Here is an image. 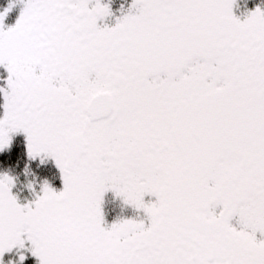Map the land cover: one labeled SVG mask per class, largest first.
<instances>
[{"label":"snow or ice","instance_id":"6c2138e0","mask_svg":"<svg viewBox=\"0 0 264 264\" xmlns=\"http://www.w3.org/2000/svg\"><path fill=\"white\" fill-rule=\"evenodd\" d=\"M234 2L134 0L113 28L100 0H27L8 31L0 13V150L23 130L64 180L33 206L0 177V261L26 235L40 264H264V9ZM109 189L150 226L104 228Z\"/></svg>","mask_w":264,"mask_h":264},{"label":"flooded vegetation","instance_id":"af4514ba","mask_svg":"<svg viewBox=\"0 0 264 264\" xmlns=\"http://www.w3.org/2000/svg\"><path fill=\"white\" fill-rule=\"evenodd\" d=\"M93 2L96 3V0H90L89 7ZM100 2L104 5H107L111 12L110 15L98 20V26L101 28L104 27L113 28L118 23H120L125 16L129 14H134V15L139 14V8L138 7L133 8L134 0H101ZM26 4H27V0H0V13L7 12L3 20V29H2L3 31H8L9 29L16 26L24 8L26 7ZM258 7L264 9V0H235L233 4V14L241 22H243L248 18L251 12L255 11ZM3 71H4L3 73H0V91L2 94V105L0 107V115L5 116V111H6L4 107L6 104L5 93L11 92V89L8 85V79L11 74L9 73L7 68L4 69ZM25 134L27 136V133ZM20 142H21V146H19L17 150H12L14 152H13L12 160H10V163L14 164L16 167L17 166L19 167L23 163L22 160H25L27 161V163H30V166L32 167L38 166L39 173L43 174L46 161L42 160L41 158L42 153L35 157L30 156L28 149V138H21ZM1 155H2L0 156L1 162L9 163L8 160L9 155L7 156V160H5L6 156H3L6 155V153ZM55 170L57 171L58 174H63L61 169L58 167V165H55ZM37 183H38L37 184L38 189H41L39 194H37V198H39L44 194L43 178H38ZM108 191H111V189H109ZM107 193L108 192L104 193L101 202V210L104 221L103 224L109 221H112L113 224L120 223L122 220L126 218V212L128 211V209H125L124 207L130 204L126 203L125 198L122 195H117L115 191H114L115 194L112 197H108ZM149 199L153 203L157 200V197L152 195V197H149ZM115 204L118 207V215H117L118 219L116 221L113 218L114 215H111L109 213V209L112 208L113 205ZM32 205L34 206V204ZM219 211H221V208L216 209L217 214L219 213ZM143 222L145 225L148 226H150L151 224V221L148 216L143 220ZM231 223L233 224L234 227H237L238 229L241 227V225L238 223V217L234 218ZM256 235L258 240L264 239V235H262L261 233H257ZM14 248L19 250L18 246ZM14 248L11 251L6 252L7 254H9V257H11L12 254L10 253L14 251ZM31 249L30 247H28V249L24 252L25 255H23L25 257V260L21 262H17L16 264H40L39 258L33 255ZM4 255L3 258H5ZM7 264H9V262H7Z\"/></svg>","mask_w":264,"mask_h":264},{"label":"rangeland","instance_id":"374dc122","mask_svg":"<svg viewBox=\"0 0 264 264\" xmlns=\"http://www.w3.org/2000/svg\"><path fill=\"white\" fill-rule=\"evenodd\" d=\"M94 4L95 2H93L90 5V7H93ZM6 68H7L6 66L0 65V73H3L4 72L3 70ZM3 118L4 116L0 115V120H2ZM25 133L23 130L10 131L9 132L10 144L6 146L3 150H0V156H2L1 154L4 153H6V155H9V159H8L9 163L7 162L8 164L7 163L3 164L0 158V177L9 176L13 178L14 183L12 186V194L16 196L18 202L21 205L35 204V202L39 199L37 198V194H39L41 189H38L37 187L38 178L43 177L44 187L45 185H47L52 189H54L57 193L64 190L63 176L58 174L57 171L55 170V165H57V163L54 156H51L48 153H42L41 158L43 161H46L43 174L39 173L38 166L32 167L30 166V163H27V161L25 160H22L23 163L19 167L18 166L16 167L14 164L10 163V160H12V156L14 152L12 150H17V148L21 146V142H20L21 138H27ZM47 176L48 178L46 179ZM107 192H108L107 193L108 197H112L115 194L114 191H112V189L111 191H107ZM149 197H152V195L151 194L145 195L144 197L145 203H152ZM124 208L128 209V211L126 212V218L121 222L125 220H133L139 223L148 216L143 208H137L132 204L125 206ZM109 213L111 215H114L113 218L115 221L118 219L117 217L118 207L116 204L109 209ZM112 225L113 222L109 221L107 223H104L102 226L106 229H111ZM145 226L149 227L148 225ZM24 239H25V245L23 247H20L18 245L19 250L14 248V251L10 253L12 254L11 257H9V254L6 253L4 255L5 258L2 259L0 264H6L7 262H9V264H16L17 262L22 261L21 256L25 255L24 252L28 249V247H30V249L32 248V244L29 240H27L26 235Z\"/></svg>","mask_w":264,"mask_h":264},{"label":"trees","instance_id":"16d2710c","mask_svg":"<svg viewBox=\"0 0 264 264\" xmlns=\"http://www.w3.org/2000/svg\"><path fill=\"white\" fill-rule=\"evenodd\" d=\"M2 105V94H1V91H0V107ZM48 178V176L46 177V179Z\"/></svg>","mask_w":264,"mask_h":264}]
</instances>
